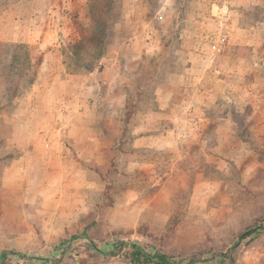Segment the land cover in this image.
Wrapping results in <instances>:
<instances>
[{"label": "rangeland", "instance_id": "374dc122", "mask_svg": "<svg viewBox=\"0 0 264 264\" xmlns=\"http://www.w3.org/2000/svg\"><path fill=\"white\" fill-rule=\"evenodd\" d=\"M228 2L213 55L220 0H0V252L24 255L0 264H131L104 254L117 241L181 264H264V232L238 241L264 226V50L228 45L230 20H264V3ZM94 19L102 69L65 67ZM228 52L243 59L233 78ZM184 64H223L225 83L196 112L159 111Z\"/></svg>", "mask_w": 264, "mask_h": 264}, {"label": "crops", "instance_id": "0c3cea01", "mask_svg": "<svg viewBox=\"0 0 264 264\" xmlns=\"http://www.w3.org/2000/svg\"><path fill=\"white\" fill-rule=\"evenodd\" d=\"M245 1V2H244ZM236 3L242 4V9L246 10L249 5H259L264 3L263 0H231V4L235 5ZM20 5V4H19ZM244 14V12H241ZM229 39L228 45H238L243 46L245 48H249L251 52H256L257 54L262 52L264 49V20H255V24H251L248 26H242L239 23V19L233 17L230 20V31H229ZM230 43V44H229ZM255 44H260L261 47ZM131 45V44H130ZM256 46V49H253ZM259 48H262L261 50ZM230 48L228 51H230ZM235 48H233L234 50ZM259 49V51H257ZM197 50V48H196ZM196 50H191L189 52V61L195 58L197 55ZM149 51L146 50L144 54H148ZM198 56V55H197ZM224 58H227L233 64H225L229 67L228 73H230V77L233 78L234 75L237 76V71L240 64H236L237 62H241L243 59L236 60V56L228 52V54L223 55ZM223 58L222 56L219 57ZM264 58V57H262ZM228 60V61H229ZM256 63V61H255ZM258 65V64H257ZM212 66L214 72L211 69L208 70V67ZM225 68H223V64H184L182 71H175L170 73L171 76V85H165V88H158V91L155 93V102L156 108L159 111L171 110L174 107H177L178 111H182L185 109L190 112L191 110L196 112L201 107L195 103V100H198V103L209 105L211 98L213 95H217L219 89L212 86V82L222 81L224 76ZM221 74V77L219 76ZM218 78H220L218 80ZM233 80V79H232ZM224 82V81H222ZM225 83V82H224ZM179 86L183 88V93H188V88L192 89V100L189 101L187 98L181 100V102H175V90L173 86ZM215 85V84H214ZM174 111L170 112L173 114ZM183 112V111H182ZM186 116V113H184ZM192 116V114H191ZM193 117V116H192Z\"/></svg>", "mask_w": 264, "mask_h": 264}, {"label": "trees", "instance_id": "16d2710c", "mask_svg": "<svg viewBox=\"0 0 264 264\" xmlns=\"http://www.w3.org/2000/svg\"><path fill=\"white\" fill-rule=\"evenodd\" d=\"M91 22V26H89V29L86 31L85 37L81 41L63 48L62 55L65 67L71 69H74V67H76L80 69V71L88 73H91L94 67L98 71L102 69V65H100V62L104 57L103 54L105 51V38L107 34L104 25L105 21L102 19H94ZM18 47L20 48V46ZM86 54L88 55V57H85ZM29 61L28 64L25 65V69H29L31 67ZM86 64L98 65L94 67H89L86 66ZM23 76H26V73L23 74ZM263 232L264 226L256 225L239 235L238 241H242L246 238H249V240H253L260 236ZM79 237L82 239H86L88 246L94 250H97V245L91 239L88 238L87 233L85 231H83ZM74 238H76V236H72L70 240ZM106 247L107 249L104 252L106 256H122L131 264H181L183 261L176 260L163 251L155 249L148 251L144 247L133 242L117 241L112 244L106 245ZM219 254L220 253H218V255ZM212 255L215 254L213 253ZM8 256L24 257V255L19 252L1 251L0 261H4ZM186 261V264H195L201 262L202 258L200 255L196 254L189 256Z\"/></svg>", "mask_w": 264, "mask_h": 264}, {"label": "built area", "instance_id": "2783aa9c", "mask_svg": "<svg viewBox=\"0 0 264 264\" xmlns=\"http://www.w3.org/2000/svg\"><path fill=\"white\" fill-rule=\"evenodd\" d=\"M228 0H220L219 4L214 5L215 13L214 18L218 24V31L216 33V37L214 35L211 40H214V44L211 46L213 52L212 54L215 55L216 53L220 52L222 46L227 43V35L225 33L226 30V23L229 20V9H228ZM213 61V58H211Z\"/></svg>", "mask_w": 264, "mask_h": 264}]
</instances>
